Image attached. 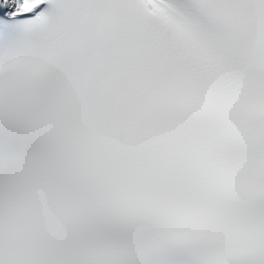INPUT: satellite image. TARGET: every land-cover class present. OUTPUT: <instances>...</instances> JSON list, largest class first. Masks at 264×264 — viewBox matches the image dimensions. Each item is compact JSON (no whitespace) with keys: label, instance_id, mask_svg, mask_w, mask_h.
<instances>
[{"label":"snow or ice","instance_id":"1","mask_svg":"<svg viewBox=\"0 0 264 264\" xmlns=\"http://www.w3.org/2000/svg\"><path fill=\"white\" fill-rule=\"evenodd\" d=\"M0 264H264V0H0Z\"/></svg>","mask_w":264,"mask_h":264}]
</instances>
